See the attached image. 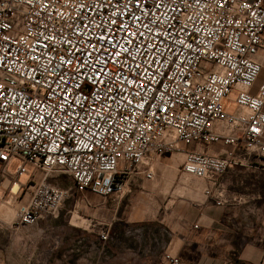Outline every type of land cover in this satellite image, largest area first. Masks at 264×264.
<instances>
[{"label":"built area","instance_id":"2783aa9c","mask_svg":"<svg viewBox=\"0 0 264 264\" xmlns=\"http://www.w3.org/2000/svg\"><path fill=\"white\" fill-rule=\"evenodd\" d=\"M263 46L264 0H0L4 221L34 227L87 193L121 200L166 154L183 153L180 177L228 203L218 180L264 160V83L251 92ZM192 144L222 150L186 152ZM63 179L71 185L51 182Z\"/></svg>","mask_w":264,"mask_h":264},{"label":"crops","instance_id":"0c3cea01","mask_svg":"<svg viewBox=\"0 0 264 264\" xmlns=\"http://www.w3.org/2000/svg\"><path fill=\"white\" fill-rule=\"evenodd\" d=\"M255 60L262 65V70L252 93H256L264 83V46ZM221 150L222 147L216 144H192L185 147L186 152L202 151L208 154H218ZM179 155L185 158L183 153ZM173 160V154L162 156L155 163V171L160 169V165L169 168ZM180 167L174 175L164 180L166 186H175L167 201H145L132 195L121 200L91 193H87L85 199L77 196L75 208L79 205L80 209L89 212L87 220L95 230L104 223L112 226L106 241L101 240L98 232L92 230L97 232L95 237L99 239V244L107 245L103 248L105 256L113 261L115 255L119 254L116 251L118 239L123 241L131 238L138 251L143 246L141 226L153 222L166 229V250L178 255L180 264H231L233 259L245 264H264V160L252 157L246 165L232 167L218 180L229 200L224 205H217L214 199L205 195L204 190L209 186L206 181L181 178ZM155 176L156 172L153 179ZM140 179L144 177L138 176L133 181L136 184ZM1 199L0 194V264H23V258H31L33 254L43 256L49 252L50 246L44 241L52 220L46 219L31 229L15 231L4 221ZM75 212L78 218H82V215ZM55 248L61 249L53 260L69 264L68 243L58 240ZM131 251L127 249L126 253Z\"/></svg>","mask_w":264,"mask_h":264},{"label":"rangeland","instance_id":"374dc122","mask_svg":"<svg viewBox=\"0 0 264 264\" xmlns=\"http://www.w3.org/2000/svg\"><path fill=\"white\" fill-rule=\"evenodd\" d=\"M235 98L236 92L233 91L230 94L229 99L223 100L222 105L225 111L232 113L235 110V104L233 102ZM173 155L174 160L169 164V168L160 165V169L155 171L156 176L154 179H140V181L136 182V184L133 181L131 185V192L127 196L132 195L135 198L145 201H167L171 197L170 195L172 194L175 186L172 188L166 186L167 184L164 180L167 177H170V175H174L184 161V158H182L181 155ZM17 166L18 162L13 161L8 169L11 173H14ZM27 178L28 176L24 175L20 177L19 182L25 183ZM51 182L58 183L63 187H69L71 185V180L69 179H63L62 181L52 180ZM153 183L157 184V186H154ZM10 186L11 184L8 181L2 183L1 188L4 195L8 194ZM184 192L188 193V191L185 190ZM77 200V197L67 200L60 211L59 217L56 219H50L52 221L49 226L47 237L44 241L49 244L50 251L45 252L43 256L40 254H33L31 258H23L25 260L23 261V264H60L53 260L56 256H58L57 253L61 249L59 248L57 250L55 248L58 240H64L70 246L67 253V261L69 264H163L164 253L167 251L166 246L168 243V234L166 229L153 222L143 223L144 225L141 226L142 230L140 231V234L143 235V246L137 251L134 248V241L131 238L123 241L118 239V242L116 243L118 246L116 247V251L119 254H116L115 259L110 261L105 256L103 251V248L107 245L99 244L100 241L95 237V234L98 232L97 235L99 237V232L108 227H110L111 232L112 226L104 223L98 226V229L95 230V228L91 226L92 223L87 220L90 217L89 212L82 208L80 209L79 205L78 208H75ZM1 209L2 214L4 210L6 212H10V210H7L9 208L6 207V205ZM74 211H77L80 215H82V218H78L76 212V215L74 214ZM74 225L79 227H75ZM31 228L32 227H28L26 229ZM92 230L97 232H92ZM124 243L126 245H124ZM127 249L132 251L126 253Z\"/></svg>","mask_w":264,"mask_h":264},{"label":"trees","instance_id":"16d2710c","mask_svg":"<svg viewBox=\"0 0 264 264\" xmlns=\"http://www.w3.org/2000/svg\"><path fill=\"white\" fill-rule=\"evenodd\" d=\"M231 264H245V263L239 261L238 259H233V261L231 262Z\"/></svg>","mask_w":264,"mask_h":264},{"label":"snow or ice","instance_id":"6c2138e0","mask_svg":"<svg viewBox=\"0 0 264 264\" xmlns=\"http://www.w3.org/2000/svg\"><path fill=\"white\" fill-rule=\"evenodd\" d=\"M125 28H126V26H125ZM101 40H103V37H101ZM112 47L115 48L116 46H115V45H112ZM125 51H126V50H125Z\"/></svg>","mask_w":264,"mask_h":264}]
</instances>
